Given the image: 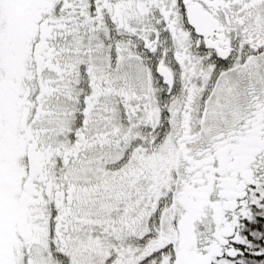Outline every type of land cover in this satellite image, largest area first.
I'll list each match as a JSON object with an SVG mask.
<instances>
[{"label": "snow or ice", "instance_id": "obj_1", "mask_svg": "<svg viewBox=\"0 0 264 264\" xmlns=\"http://www.w3.org/2000/svg\"><path fill=\"white\" fill-rule=\"evenodd\" d=\"M0 264H264V0H0Z\"/></svg>", "mask_w": 264, "mask_h": 264}]
</instances>
